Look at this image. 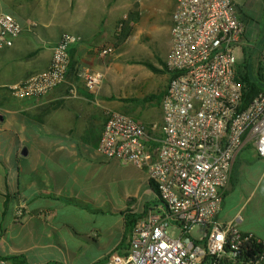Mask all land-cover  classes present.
Here are the masks:
<instances>
[{
    "label": "crops",
    "instance_id": "1",
    "mask_svg": "<svg viewBox=\"0 0 264 264\" xmlns=\"http://www.w3.org/2000/svg\"><path fill=\"white\" fill-rule=\"evenodd\" d=\"M254 1L261 0H233L246 27L243 53L249 50L244 7ZM145 4L146 0H0V12L14 15L24 29L12 46L0 49V255L44 249L48 242L63 255L75 243L78 254L91 249L95 255L83 264H99L113 250L129 249L130 243L121 247L127 213H137L139 220L164 206L144 169L98 150L109 109L145 124L154 141L162 137L173 13L171 26L162 33ZM128 20L132 34L120 41L117 35ZM65 31L82 37L71 47L68 71L78 92L58 86L40 96L15 97L9 86L48 69ZM165 36L167 51L151 52L147 45L159 40L163 45ZM108 46L116 47L115 52L101 56L98 50ZM133 53L154 60L132 59ZM88 68L105 74L95 95L88 92L82 75ZM21 208L24 214L17 217ZM217 219L235 221L240 230L264 239V157L251 140L235 156ZM60 259L64 258L41 256L23 264H68Z\"/></svg>",
    "mask_w": 264,
    "mask_h": 264
},
{
    "label": "built area",
    "instance_id": "2",
    "mask_svg": "<svg viewBox=\"0 0 264 264\" xmlns=\"http://www.w3.org/2000/svg\"><path fill=\"white\" fill-rule=\"evenodd\" d=\"M23 30L14 15L0 12V49L12 46ZM245 30L233 0H177L161 139L150 145L145 124L122 111L107 110L99 152L144 169L157 184L164 206L137 221L127 251L115 249L99 264H203L208 255L215 256L213 264H264V239L240 230L235 221L217 219L233 161L245 142L253 141L264 157V89L241 108L243 83L237 78V63ZM81 38L63 32L51 66L11 84L12 94L35 97L58 86L76 94L68 71L71 47ZM115 50L108 46L98 53L106 57ZM82 75L88 92L98 94L105 74L88 68ZM197 226L205 229L194 238ZM0 264L9 263L0 257Z\"/></svg>",
    "mask_w": 264,
    "mask_h": 264
},
{
    "label": "rangeland",
    "instance_id": "3",
    "mask_svg": "<svg viewBox=\"0 0 264 264\" xmlns=\"http://www.w3.org/2000/svg\"><path fill=\"white\" fill-rule=\"evenodd\" d=\"M176 1L177 0H146V4L149 6L145 4V8H150L151 11L149 12V14L152 18V22L162 33H166L167 29L172 24V13L174 3ZM244 10L248 15H250V18H248V15L244 14L248 20L247 37L245 43L251 52V57L249 59L252 62L253 67L257 68L258 64L262 62V50L264 47V0L248 3L247 6L244 7ZM146 24L147 21L142 22L139 26V31H141ZM163 41L165 42L163 45H160L162 43V40H159L158 42L152 41L151 46L147 45V47L151 49V52L154 51L156 54L161 53L162 50L167 51L168 43L166 40V36ZM157 44H159L158 49ZM245 56L241 46H238V60L240 62L243 61ZM130 58L136 60L140 58V60H148L152 62L154 60L153 57L148 58L145 55H140L138 53L131 54ZM204 229V226H197L192 232L193 237H201ZM64 246L67 245L64 244ZM43 247L44 249L30 247L31 250L29 252L19 253L20 258L19 260H16L17 264H23L29 261L34 263L37 257L39 258L41 256L55 260L57 257L64 258L60 260L68 264H83L89 262L93 257H95L91 249H81V253L78 254L77 248L79 247L75 243H70L68 245L69 251H64L63 255H60L57 248L54 247V244L50 242L46 243V245H43Z\"/></svg>",
    "mask_w": 264,
    "mask_h": 264
},
{
    "label": "trees",
    "instance_id": "4",
    "mask_svg": "<svg viewBox=\"0 0 264 264\" xmlns=\"http://www.w3.org/2000/svg\"><path fill=\"white\" fill-rule=\"evenodd\" d=\"M132 20L124 21L122 23V27L120 30V33L117 35L118 39L124 40L125 38H128L132 34V26H129V22ZM71 51V50H70ZM247 55V56H245ZM244 59L243 61H239L237 63V78L243 83V92H242V103L241 108H247L254 97L258 94V92L262 89H264V65L262 62H260L257 66V68L253 67L252 62L250 61L251 52L250 50L245 49L244 51ZM72 62V60H71ZM71 65V63H70ZM148 66L153 68L157 71V68L147 63ZM70 69V66H69ZM149 144L153 145L158 143L155 142L153 139L150 138L149 135ZM153 181V180H152ZM153 188L155 190H158L157 184L153 181ZM157 202V201H155ZM139 215L137 213H127L126 215V232L124 234L121 247H125L129 245L134 228L137 224ZM1 258L5 260H12L16 262V260H19L20 254L16 255H0ZM226 257V256H225ZM215 260L214 255H208L206 256L203 264H213V261ZM98 264V263H97Z\"/></svg>",
    "mask_w": 264,
    "mask_h": 264
},
{
    "label": "water",
    "instance_id": "5",
    "mask_svg": "<svg viewBox=\"0 0 264 264\" xmlns=\"http://www.w3.org/2000/svg\"><path fill=\"white\" fill-rule=\"evenodd\" d=\"M23 154H25V153H23Z\"/></svg>",
    "mask_w": 264,
    "mask_h": 264
}]
</instances>
